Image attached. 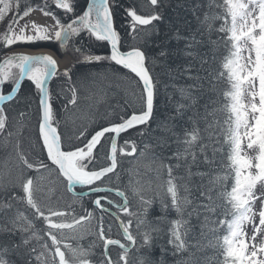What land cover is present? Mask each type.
I'll use <instances>...</instances> for the list:
<instances>
[{"label":"snow or ice","instance_id":"6c2138e0","mask_svg":"<svg viewBox=\"0 0 264 264\" xmlns=\"http://www.w3.org/2000/svg\"><path fill=\"white\" fill-rule=\"evenodd\" d=\"M51 3L61 14L50 10L49 0H44L42 6L26 5L23 11L17 0L16 14L13 16L11 0H0V22L10 20L5 34L0 37V52L5 57L0 60V134L13 135L4 105L16 99L22 87L34 89L38 97V135L36 143L32 145V159L22 151L17 152L22 173L24 170H34L37 175L21 180L22 195L8 197L9 201L25 203L30 216L25 217L19 210L11 216L7 215L14 207L11 202L0 208L3 233L8 236L19 234L18 242L0 245V264H31L25 255L31 256L36 252L33 240L40 247L39 254L35 256L37 264H129L130 249L138 254V264H165L163 255L159 261L151 257L154 242L163 241L165 237L167 239L165 245L161 246V252L166 254L170 249L175 257L174 264H199L193 259L195 253L190 251L191 248L199 250L203 247L200 241L195 244L189 242L194 227L191 224L193 214L197 218L204 215L201 235H204V228L211 231L214 238L208 246L217 249L218 256H223V260L213 257L212 264H264V203L258 212L259 226L253 227L250 236L244 228L256 216L253 204L259 199L254 191L258 184L264 194V0H223L222 5L210 2L209 11L204 14L198 29L199 39L197 33L187 37L177 34L178 41H185V55L198 61V65L185 66L187 78L193 83L179 91L181 98L191 103L187 106L178 104L177 111L196 106L197 96L194 93L202 96L206 85L213 88L217 80L226 78L231 84V91L225 93L227 103L218 110L227 115L223 122L217 121L214 110L211 113L214 122H209L205 105L204 129L196 119L199 113H194L189 117L190 127L183 129L182 140L173 133L177 136V143L183 145L182 148L178 147L171 157L152 154L145 167L148 171H155L158 178L166 173L167 179L155 188L150 182L145 185L136 181L139 186L130 183L132 196L138 201L135 211L130 209L131 201L125 191L116 190L114 193L121 198V203L109 195L113 193V188L105 185L111 184L113 176L120 180L117 170L122 161L118 160V155L140 161L149 155L148 150L152 148V145L145 143L143 150H138L136 141L131 138L124 139L123 147H118L122 134L132 129H138L143 137L146 133L140 126L147 127L154 117L156 80L148 67L149 57L136 45L131 50H122V34L115 26L113 13L115 0H86L83 6L79 0H51ZM146 4L151 9L148 15L126 9L129 31L136 32L138 26H143L139 32L150 35L156 30L154 22L162 19L157 11L160 0H146ZM81 7L82 11H78ZM217 8H222L223 12H216ZM34 10H40L43 16L51 18L52 27L37 22L20 24ZM218 20H223V23L217 28L215 24ZM214 31L223 33L220 39L230 46V55L222 61V70L210 67L216 60L214 49L218 48L220 42L211 40ZM73 38L77 41L73 47L76 60L62 72L58 60L51 54H8L14 51V45L39 42L58 43L59 48L64 49ZM83 39L98 42V46L107 49L106 54H92L90 50L85 54ZM208 43L213 45L209 52L192 51ZM244 52L248 55H242ZM160 55L167 53L162 50ZM152 63L155 64V60ZM78 64L98 65L114 72L122 69L126 74H131L127 78L134 88L140 89L138 94L134 91L139 108L133 106L132 111L125 110L117 122L94 131L83 146L69 144L65 147L58 126H54L50 81L64 78L71 92L68 103L77 105L76 83L80 78L73 77ZM25 81L28 84L25 85ZM216 129L219 130V135L215 137L217 146L212 147L209 155L207 150L211 145L204 142L202 133H208L210 142ZM84 135L81 132L77 138ZM245 140L247 149L252 150L254 155L244 152ZM105 142L109 145V151L102 154L100 150L105 147ZM166 145V139H158L157 147ZM37 148L39 151H36ZM101 159H106L107 164L98 165ZM201 166L204 170H201ZM181 168L185 170L182 175L178 174ZM53 174L59 184L72 193V203L66 204L63 210L44 204L36 197L43 182ZM193 177H199V182H194ZM229 181H232L230 185ZM78 187L81 191H77ZM146 191L152 195L145 196ZM101 193L104 195H99ZM194 193H198V196H194ZM93 195L95 198L85 207L82 201ZM157 201L162 215L150 218V210ZM75 204H80L79 210L74 207ZM112 205L116 206L118 213L122 212L128 218L119 224L127 243L111 238V228L106 230L104 227V216L111 215ZM217 208L221 210L220 214L232 218L213 220L208 214L219 216ZM169 213L175 215L169 216ZM37 219L45 227L37 229ZM224 225L227 234L223 235L221 243L216 236L217 226ZM41 232L46 236H41ZM137 235L140 236L138 246ZM85 237L93 239L87 246H82L80 241ZM110 246L120 250L116 258L112 257ZM98 247L102 250L96 253L94 249ZM13 256L15 260L11 258Z\"/></svg>","mask_w":264,"mask_h":264},{"label":"trees","instance_id":"16d2710c","mask_svg":"<svg viewBox=\"0 0 264 264\" xmlns=\"http://www.w3.org/2000/svg\"><path fill=\"white\" fill-rule=\"evenodd\" d=\"M20 10L23 11L26 5L42 6L44 0H19ZM210 2L223 4V0H160V6L157 11L162 16V19L155 21V29L150 35H144L139 32V28L136 32L129 31L127 25L129 20L126 16V9H134L140 15H148L151 11L150 6H147L146 0H115V6L113 7L115 26L122 34V50H131L133 45L140 47L146 52L149 57L148 67L151 70L152 75L156 80V97L154 106V117L150 124L140 126L145 131V135L141 137L138 129H132L128 133H125L119 143V147H123V140L131 138L135 140L138 145V150H143L145 143L152 145V148L148 150L149 155L136 161L133 157H124L118 155V160L122 161L119 165L117 173L120 175V180L117 181L115 176L111 184L105 185L106 187H112L116 190H122L126 192V195L131 201L130 209L135 211L138 207L137 198L132 196L130 183L134 186L136 181L147 185L151 183L153 188L159 183H162L167 179L166 173H163L160 178L157 177L155 171H148L145 165L150 161L152 154L157 156L163 155L164 157H171L176 152L177 148H182V144L177 143V136L183 139V129L190 127L189 117L194 113H199L196 119L200 121L201 129L206 127L204 123L205 105L209 115L207 120L214 122V117L211 115L214 110L215 120L223 122L226 119L227 113L219 111L227 100L225 93L231 91V84L226 78L217 80L213 88H209L207 85L205 91L201 96L199 93H194L197 96V104L194 107H185L180 112L177 111V105L180 103L190 105L189 100L181 98L180 89L187 88L193 82L187 78L185 73V66L188 64H197L198 61L193 60L191 57L185 55V41L176 39L177 34L181 36H189L192 33H197V39L200 38L198 29L200 28L201 21L204 18V14L209 11L208 4ZM81 6L86 4V0H79ZM50 10L56 11L61 14L59 10H56L52 3L49 1ZM78 11H82V7L78 8ZM216 12H223L222 8L215 9ZM15 7L13 6L12 15L15 16ZM230 21V18H229ZM10 20L0 22V37L6 32L7 23ZM223 23V20L216 21L215 27ZM151 28V26H147ZM224 34L219 32H213L211 36L212 41L219 40L218 48H215L216 60L210 65L212 69L222 70V61L225 57L230 55L229 47L226 46L223 39H220ZM141 36L143 39L141 40ZM207 40V35L205 34ZM226 39V38H225ZM77 43L75 38L69 40L66 47V52L73 60L76 57L73 53V47ZM84 52L88 54L89 50L92 54H106L107 49L103 46H98V42L89 41L83 39ZM0 47H2V40H0ZM16 48H51L59 52L58 43L52 42H39L33 45H14ZM209 49H213V45L208 43L200 46L198 49H192V51H200L201 53L209 52ZM165 51L167 55L161 56V51ZM5 57L3 52H0V60ZM82 60V57H81ZM155 60V64L152 63ZM107 64V62H105ZM207 67V66H206ZM75 75L73 79L77 80L76 87L78 88V103L72 105L68 103V99L71 96V92L68 91V85L65 83L64 78H55L51 84L50 91L52 93V102L54 108V126H58V131L62 135V143L65 147L69 144L73 146H83V144L90 138L91 134L99 130L101 127L108 126L111 123L117 122L119 116L124 114L125 110L132 111V107L139 108V102L134 97V91L138 94L140 89L134 88L127 78L131 74H126L124 70L114 72L110 68L101 67L98 65H76L74 69ZM195 72V69L193 70ZM91 73V75H89ZM201 75H204L201 72ZM28 84L27 81L24 82ZM63 89V91H61ZM7 90V88H6ZM6 115L9 117V123L12 125V136H6L0 134V208L5 203L11 202L14 207L7 215H13L17 210L25 217L30 216V211L27 210L25 203L18 201H9L10 195L21 194L20 182L25 177H35L37 174L34 170L21 171L20 163L17 159V152L22 151L23 154L32 159V145L36 143V137L38 135V97L35 95L34 89L29 90L26 87H22L19 96L12 102L4 106ZM23 113V115H21ZM226 127V126H225ZM214 135L211 141L208 140V133H202L204 136V142L210 143L208 148V154L211 155L212 147L217 146L215 142L216 135H219V130H213ZM84 132L83 137H79L80 133ZM176 133L177 136H174ZM163 138L167 140V145L164 147H157L158 139ZM36 151H39L37 148ZM102 154H107L109 151V145L105 142V147L100 150ZM168 162V161H166ZM175 163V161H172ZM183 163V161H181ZM107 164L106 159L98 161V165ZM154 167V166H153ZM195 171V166L193 167ZM201 170L203 166H201ZM43 171V170H42ZM184 169L178 170V174H184ZM194 182H199V177H193ZM179 182V181H178ZM232 181H229V185ZM139 186V185H136ZM230 190V187H229ZM181 194H183L181 190ZM151 192H145V196H151ZM72 195L66 191V188L61 186L56 180L55 174L49 177L43 182L41 190L36 192V197L44 204L51 207H58L64 209L66 204L72 203L70 197ZM194 196H198V193H194ZM114 200H118L117 197H113ZM94 197L85 198L82 203L87 207ZM74 207L79 210L80 204H75ZM217 215L209 213L213 220L217 218L224 220H230L232 217H227L220 214L221 210L217 208ZM3 213L0 212V215ZM162 215L160 204L157 201L153 204L150 210V218L154 216ZM174 213H169V216H174ZM122 220L128 218L120 213ZM105 227L106 230L111 228V237H120V229L117 222L110 216L105 214ZM204 221V215H200L199 218L195 214L191 217V224L194 226L192 233L189 235L190 244H195L196 241H200L203 245L202 248L197 250L191 248L190 251L195 253L194 260L199 264H212V258L217 257L223 260V256H218L217 249L209 247L208 243L213 240V233L207 228L203 229L204 235H201V225ZM27 222V221H26ZM35 227L37 229L45 227L37 219L35 221ZM218 231L216 236L222 243L223 235L227 234L226 225L217 226ZM133 232L135 234V224L133 223ZM41 236H46V233L41 232ZM137 246L140 242V236L137 235ZM93 237H87L85 245H88ZM166 237L163 241H155L151 251V257L159 261L163 255L165 264H174L175 257L172 255L171 250L164 254L161 252V246L165 245ZM19 241V234L16 236H8L3 233V225L0 224V245L11 244L12 242ZM32 243L36 245V252L31 256L25 255V259H30L31 264H37L35 256L39 254L40 247L37 241L33 240ZM102 249L96 248L94 251L99 253ZM22 251V250H21ZM143 251V250H142ZM118 249L113 247V258L116 256ZM187 255V254H186ZM16 259L15 256L11 257ZM130 264H138V254L133 249L129 253ZM19 264V262H18Z\"/></svg>","mask_w":264,"mask_h":264},{"label":"rangeland","instance_id":"374dc122","mask_svg":"<svg viewBox=\"0 0 264 264\" xmlns=\"http://www.w3.org/2000/svg\"><path fill=\"white\" fill-rule=\"evenodd\" d=\"M11 2L13 4V6L15 7L17 0H11ZM0 35H1V33H0ZM18 53H21V51H15L12 54H18ZM242 55H245L246 56V55H248V53L247 52H244V53H242ZM73 63H75V60L73 61ZM246 144H247V141L245 140L243 142V150H244V152L247 153L248 155H254V153L252 152V150L247 149ZM260 188H261V185L258 184L257 185V188L254 190L256 196L259 198L253 204V211L256 213L255 219L253 220L252 223L245 224V226H244L245 232H246V234L248 236L251 235L253 227H258L259 226V223H258L259 222L258 212H259V208H260L261 204L264 203V194L261 193Z\"/></svg>","mask_w":264,"mask_h":264},{"label":"bare ground","instance_id":"6f19581e","mask_svg":"<svg viewBox=\"0 0 264 264\" xmlns=\"http://www.w3.org/2000/svg\"><path fill=\"white\" fill-rule=\"evenodd\" d=\"M37 17L40 19L39 21H38V23L39 24H42L43 23V18H42V16H40L39 14L37 15ZM50 21L52 22V20L50 19ZM23 53H26V54H32V55H38V54H41V53H47V54H51V55H53L54 56V58H56L57 60H58V66H59V69H60V71L62 72L66 67H70L72 64H71V60H70V58L69 57H65V58H63V59H61V58H59L54 52H52V51H50V50H47V49H45V50H39V51H27V50H25V51H23ZM124 134H122V136H123ZM119 143H120V141H119ZM134 186H136V185H134ZM129 198V197H128ZM130 200V199H129ZM123 202V201H122ZM121 202V203H122ZM121 220H122V218H121ZM104 227H105V224H104ZM105 229H106V227H105ZM112 238V237H111ZM125 241V240H124ZM126 243H127V241H125ZM133 249H130L129 250V253L132 251ZM110 251H111V255H112V257H113V254H112V251H113V247H110ZM120 252V250L118 249V252H115L116 253V256L114 257V258H116L117 257V255H118V253ZM129 264H130V262H129Z\"/></svg>","mask_w":264,"mask_h":264},{"label":"crops","instance_id":"0c3cea01","mask_svg":"<svg viewBox=\"0 0 264 264\" xmlns=\"http://www.w3.org/2000/svg\"><path fill=\"white\" fill-rule=\"evenodd\" d=\"M37 15H38L37 13L32 14L30 17H28L25 20H23L22 22H20V24L31 23V22H37L38 23V21L40 19L37 17ZM40 16H42V18L44 19L43 20V23L40 24V25H42V26H48L49 28H51L52 25H53V21L51 22L50 21V18L45 17L43 15H40Z\"/></svg>","mask_w":264,"mask_h":264},{"label":"water","instance_id":"95a60500","mask_svg":"<svg viewBox=\"0 0 264 264\" xmlns=\"http://www.w3.org/2000/svg\"><path fill=\"white\" fill-rule=\"evenodd\" d=\"M41 54H47V53H41ZM41 54H38V55H41ZM53 80H54V79H52V80L50 81V86H51V83H52ZM8 103H9V102H8ZM6 104H7V103H6ZM118 145H119V142H118ZM77 189H80V188L78 187ZM115 191H116V190H113V193H110V194H114ZM71 194H72V193H71ZM112 206L116 209V206H115V205H112ZM111 213L115 216V218H116L118 224H120L121 219H120V217L116 214V212H114V211L111 210ZM117 217H118V218H117Z\"/></svg>","mask_w":264,"mask_h":264},{"label":"flooded vegetation","instance_id":"af4514ba","mask_svg":"<svg viewBox=\"0 0 264 264\" xmlns=\"http://www.w3.org/2000/svg\"><path fill=\"white\" fill-rule=\"evenodd\" d=\"M124 243H126V242L124 241Z\"/></svg>","mask_w":264,"mask_h":264}]
</instances>
